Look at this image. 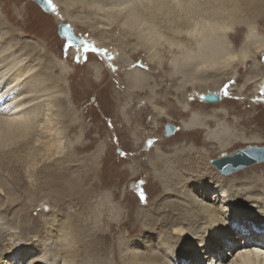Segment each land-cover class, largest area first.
<instances>
[{"label": "bare ground", "instance_id": "obj_1", "mask_svg": "<svg viewBox=\"0 0 264 264\" xmlns=\"http://www.w3.org/2000/svg\"><path fill=\"white\" fill-rule=\"evenodd\" d=\"M50 1L57 9L53 16L58 27L59 24L67 21L74 5L72 0H64L65 4L62 3L64 10L61 11V0ZM88 1L92 3L89 6L90 14L101 13L105 34L108 35L110 32L116 34V30L122 28L140 41L139 46L142 51L148 50L149 53L153 49L155 51V55H144L147 57L146 60L132 61L129 55L132 54L133 49L126 48V44L123 45L124 41L118 38L119 33L118 36L112 34L116 41L114 45L109 42L110 46H106L102 39L92 40V44L97 45L100 51L104 72L111 77L122 76L117 81L122 83L126 94L128 93L127 98L133 91L144 90L145 96L138 98L137 107L140 109L143 105H148L152 108V118L156 120V128L157 121L163 118V113L154 105H168L169 111L186 117L180 129H177L178 136L177 133L172 137L150 136L142 141V151L135 146V152L130 156L136 163L143 162L148 175H152L147 181L154 188L158 187L161 197H158L157 201L178 192L184 195L188 205L179 207L175 201L169 202L176 206L168 205L164 207V210L167 208L168 211L178 212V214L175 219L169 217L165 221L162 206L167 203L156 201L155 207L154 201H149V197L146 196L136 209L137 224L141 222V226L127 233L123 229L130 213L121 206H91L89 201V207L82 205L79 210V207L76 208L71 203L65 206L66 202L62 204L61 200L57 201L51 196L56 193L59 197L63 194H78L77 192L84 190L83 181H87L90 177V171L83 163L84 172L81 170L82 172L76 175L77 179L73 178L74 171L71 172L70 167L77 163V158L70 146L63 156L62 153L56 152L59 149L60 138L69 143L67 129L58 126L57 123V120L59 122L61 118H65L62 114L70 110L67 104L66 107L60 105V101L64 103L66 94L61 92L60 87L57 88L52 79L42 80L43 68H36L38 63H34L31 56L36 47L30 48L31 53H22L18 48L11 50V47L1 46L2 43H0V264H19L13 263L10 257L16 258L13 251L21 247L20 243L23 245L26 243V247L37 251L43 247L48 253L49 259L45 257L43 251L42 258L40 256L29 264H224L227 261L226 255L231 258L228 264H264V231L256 233L249 228L256 224L258 230L264 229V192L257 189L264 186V177H250L249 183L252 182L250 188H237L234 178L226 182L228 178L219 175L217 178L220 180L214 185L215 190L210 192L212 189L209 187L213 180H209L210 176L207 175V172L212 170L208 162L213 156L228 154L239 144L247 142L245 135L249 133V123L254 122L255 119L253 117L245 119L244 113L237 111L236 108L220 109L209 113L205 110V106L196 111L187 107L191 97L195 95L200 97L202 90L208 92L217 90L223 79L232 84L239 80L240 77L235 71L237 66L232 64L234 58L241 63V67L244 65L247 67L248 63H252L255 54L258 55L259 60L264 59V38L253 37L256 32H253L252 26L264 17V0ZM97 19L93 18V22L98 21ZM68 20L70 24L75 23L74 20ZM99 23V21L95 22L93 26L97 28ZM244 24L249 28V35L241 42L243 48L236 53L228 45V35L232 34L234 26L242 27ZM159 26L173 32L170 39H166V49L161 44L163 39L161 31L156 29ZM147 37L149 43H144ZM98 43L103 44V48ZM73 48L79 49H73L71 54L80 62H84L87 47L85 51L81 50V46H73ZM164 50L172 55L168 64L161 63L159 57L155 58L159 51ZM86 56L89 57V55ZM38 65V67L41 66ZM97 67L100 65H93L92 71L95 74L98 71ZM254 71L251 77L246 76L241 85L230 89V91H236L235 95L239 100L245 98L244 93L249 85H253L250 88H253L250 93L251 98L264 91V76H258L262 74L260 69ZM1 73L4 75L2 76ZM155 74L160 78H157ZM191 78L198 81L205 80L207 84L192 81ZM157 79L166 82L163 91H159L162 85L155 82ZM188 86L193 89L190 93L185 91ZM126 108V105L118 106L117 111L123 113ZM231 114L242 117L236 119ZM230 119L234 125L227 121ZM161 130L164 131L162 126ZM175 137L183 139V143L180 145L181 150L174 165L163 157L157 144L163 141L173 142ZM189 141L200 144L203 150L197 153L200 156L196 157V150L193 153L192 150L183 148ZM137 142H139L138 138L134 140V143L137 144ZM21 152L24 155H21ZM150 152H153L152 157H149ZM202 159L206 160L203 171ZM258 170L259 168H253L250 172L254 173ZM192 179H196L199 184L206 180L210 182L187 190L184 184L187 182L192 184ZM221 183L229 187L225 189ZM194 185L197 184L192 186ZM202 189L213 196L203 194ZM41 192L48 194L49 199L54 203L55 210L49 214L42 213L33 223H27L25 215L31 212L30 210L34 207L31 203L37 200L36 195ZM259 192L260 196L257 194ZM19 193L29 197L34 196V198L32 201L29 200L30 204H19ZM96 194V192H90L89 200ZM196 196L200 198L196 199ZM249 202H252V205H244ZM152 205L153 210L150 211ZM14 206L21 207L13 212V219L9 217V213ZM254 208L258 211L251 212ZM93 209L94 212H92ZM62 216L65 217L64 220H61ZM249 216L257 219L258 222L250 219ZM15 219L16 222L17 219L20 222L15 224ZM110 222L113 225H119V229L123 232L115 238L114 244L111 243L113 240L110 242L112 255H107L103 253L106 248L103 244H107L112 235L111 229L105 225ZM232 224L235 225V229L231 227ZM104 228L111 234L101 235L100 232L102 233ZM135 231L157 234L158 245H153L154 248L149 245V249L144 246L141 249L135 237L132 240L128 239L135 234ZM238 231L240 234L235 236ZM113 232L116 233V231ZM243 232L248 236L247 241H244ZM26 233L32 235L28 237ZM33 237L35 239H29ZM6 240L11 242L5 246L3 243ZM230 241H234L233 245L229 244ZM154 249L157 251H153ZM187 249L195 250V256L183 255ZM220 252H223L225 256H221ZM41 253L39 251L38 255ZM234 253H236L235 256ZM23 256L25 258V255ZM179 256L183 260L182 263L175 262Z\"/></svg>", "mask_w": 264, "mask_h": 264}, {"label": "rangeland", "instance_id": "obj_2", "mask_svg": "<svg viewBox=\"0 0 264 264\" xmlns=\"http://www.w3.org/2000/svg\"><path fill=\"white\" fill-rule=\"evenodd\" d=\"M47 1L50 2L53 8L51 14L44 13L38 7V5H36L31 0H0V41H1L0 43H2L1 46L5 45L7 47H11L10 48L11 50L14 48H18L19 50L22 51V53L25 52L31 53L30 48L36 47L37 49L34 52H32L31 56L33 57L34 63L37 62L38 64L41 65L40 67H38L39 65L37 64L36 68H43L42 71L44 73L43 75L41 74L42 80L50 81L52 79L53 83L57 86V88L60 87V89L62 90L61 92H64V94H66L64 98V103L60 101V105L66 107L67 104L70 110H67V113L65 112L64 115L62 114V117L65 116V118H61L59 122L57 120V123L59 124L58 126L67 129L68 132L67 139L69 143L65 142L60 138L59 146H58L59 149H57L56 152L60 154L62 153L63 156L66 153L68 147L70 146V148L73 150L74 155L77 158V163H75L73 166L70 167V171L71 172L74 171L73 178L77 177L76 176L77 173L83 171L82 170L83 163L86 165V169L90 171V177L87 181H83L82 188L84 190L82 192H77L78 194L75 195L63 194L61 197H59L58 193H56L51 196L56 198L57 201L61 200L60 202L62 204L66 202L65 206L71 203L76 208L79 207V210L82 208V205H85V207H89V201L91 206H96V205H109V206L116 205L117 207L121 206L125 211H129L130 213L128 215L129 219L127 220V223L123 231L127 233L128 232L131 233L136 227L141 226V222L138 225L137 224L138 219H136V209L138 208V204L141 203V201L147 196L149 197V201L150 200L154 201V206H155L158 197H161V195L158 192L159 190L158 187L156 186L154 188L152 184H150L147 181V179L152 177V175L150 176L148 175V170L146 166L143 164V162L136 163L135 161L132 160V156L130 155L134 154L135 146L137 147L136 149L141 150L143 143L142 141L146 138L147 139L150 138V136L152 137L157 135L160 137H167L165 136L164 131L161 130V126L162 129L164 130V126L166 124H172L175 128L174 134L177 133V129L178 128L180 129V127L182 126V121H184L186 117L181 116L177 112L169 111L168 105H164V104L154 105L159 107L163 113V118L157 121L158 127L156 128L155 127L156 120H153L152 118L153 116L152 108L148 105H143L140 108L141 109L140 110L137 107L138 98H143L145 96L144 90L133 91L130 93V97L127 98L126 96H128V93L126 94V90L123 88L122 83L117 81L120 78H122V76L119 75L117 77H111L104 72L103 59L102 57H100L101 55H100V51L98 50V46L93 45L92 40L96 41L102 39L106 43V46L109 45V42L110 44L114 45L116 43L114 36H118L117 34L119 33L118 38L120 39V41H124L123 45L125 46L126 44V48L133 49L132 54L129 55L132 58V61L136 59L146 60L147 57L145 56L154 54L155 53L154 49L151 50L150 53L147 52L148 50L142 51V49L139 46L140 41H138L134 35L133 37L130 36V33L124 31L122 28L116 30V34H114V32L113 33L110 32L108 35L105 34V32H103V18L102 15H100L101 13L100 14L89 13L90 10L89 6L92 3L90 4L88 0H72L74 6L69 14L70 16H68L67 18L70 20H74L75 23L70 24L68 22L69 20L67 19V21L63 22V24H68L71 27L73 34L83 39L84 44L86 46L83 45L84 47L81 48V50L85 51V48L87 47V50L85 51V61L80 62L75 56L71 54L72 51L79 48L74 49L73 47L69 46L58 35L57 32L58 27L56 24V20L54 19L57 9L50 0ZM60 2H61L60 9L62 11L64 10L63 4H65L64 3L65 1L61 0ZM93 18L95 19L98 18L97 20L100 22L98 25L99 28L93 26V23L98 22V21L93 22ZM252 26L254 27L253 32L254 33L256 32L255 36L253 37H257V38L261 37V39H263L264 17L261 21L252 24ZM156 29L161 31V35L163 36L164 39V42L163 39H161V44L163 48L166 49L167 46L166 39H170L173 32L169 31L166 27L162 28L159 26ZM248 29L249 28H247L245 24L242 27L234 26L232 28L233 30L231 32L232 34L231 35L229 34L228 35L229 39H227V42L229 43L228 45L232 47V51L238 53L243 48L241 42L242 40H244L246 36L249 35ZM148 39L149 38L147 37V39L144 40L143 42L146 43ZM101 43L98 44L103 48V44ZM147 43H149V41ZM22 48H24V50ZM159 52L158 53L160 55L157 53L156 54L157 56L155 58L159 57L161 63L168 64V62H170L172 59V55L167 53V51L165 50L163 52L162 51ZM86 55H89V57ZM259 62L260 65H258ZM232 64L237 66L235 71L236 73H238L240 77L239 80L235 82V84L226 82L225 79H223V82L221 81L219 83L217 90H212L209 92L207 90L204 91L202 90V94H200V97L198 95L191 97V99L189 100V105L187 106L188 109H192L193 111H196L200 107L205 106L204 107L205 110L209 113L220 109L227 110V109L236 108L237 111H241L244 113L246 117L245 119H247L248 117L249 118L253 117L255 119L254 122L249 123V128L250 130L252 129V132H250L249 130V133L245 135V139L247 141L246 143L239 144L238 147L231 150L228 154L221 156L215 155L212 157L213 160L212 159L209 160L208 163L210 169L212 170H209V172H207V175L210 176L208 178L209 180L210 179L213 180L211 186L209 187L212 189L210 190V192H213L215 190L214 185L217 184L218 181L220 180L218 179L219 175L228 178L226 182H230L232 181L231 179L234 178V180L236 181L237 188H250L251 187L250 184H252V182L249 183L250 177L253 178L255 177L259 178L260 176L264 177L263 175L264 162H258V164L256 163L253 165L252 164L248 165L246 166V168L233 172L229 175L220 173L215 166L211 165V161H216L223 157H229L234 153H236L237 151H241L249 147H257V148L259 147L264 149V91L258 93L256 97L251 98L250 93L252 92L253 88L252 89L250 88L253 85H249L244 93V95L246 96L243 100H239V98L236 97L235 95L236 91L234 90L230 91L231 88L233 87L235 88L241 85L245 80L246 76L251 77L252 71L256 69H260V72L262 73L261 75L260 74L258 75L259 77L264 76V59L259 60L258 55L255 54L254 60L252 61V63H248L247 67H245V65L241 67L240 65L241 63L237 60V58H234ZM93 65H100V67H97L98 71L96 74L93 73L92 71ZM1 75L3 76L4 73H1ZM155 75L157 76V78H160L157 74ZM191 80L192 81L194 80L195 82L198 83H203L204 85L207 84L205 80L198 81L192 78ZM155 82L160 83V85H162L160 86L159 91H163L164 84H166V82L165 83L164 81L161 82L159 79H157ZM190 88L191 87L189 86L186 88L185 90L186 93H190L193 91V89ZM209 93L217 94V96L220 98L219 101L215 103L203 102L202 100L203 94H209ZM61 95L63 96V94ZM171 97H173V95H171ZM117 105L119 107L126 105L127 108L123 113H118ZM59 114H61L60 109H59ZM231 116H234V118L236 117V119L237 118L241 119L242 117L236 114L235 115L231 114ZM227 121L231 125H234L231 123L232 121L231 119ZM157 129H159L158 132ZM178 134L179 132L176 135L178 136ZM173 135L169 137H172ZM176 137L173 142L170 141L168 143H165L163 141V143L160 142L157 144V146L160 148L159 151L161 152L163 157L169 163H172L174 165L178 160V154L179 151L181 150L180 145H182L183 143V139ZM136 138L139 139V142H137V144L134 143V140H136ZM189 143L184 144L185 146H183V148L185 149L187 148V150L190 149L192 150L191 152L193 153L196 150L195 152L196 154L200 151L201 152L203 151L199 146L200 144L195 143V141H189ZM20 154L22 155L23 153L21 152ZM152 155L153 152H150L149 157H152ZM142 156L145 157L143 153ZM198 156H200V154L196 155V157ZM84 160L86 162H84ZM202 161L203 162H201V169L203 171L205 170L204 166L206 160L202 159ZM253 168H259V170L254 173H251L250 171ZM244 175H246V177H244ZM209 180H206L204 183H209L210 182ZM191 183L192 184L188 183L187 185L184 184V187L187 188V190H190L191 187L196 188L198 185L204 184V183L199 184L196 179H192ZM193 184H197V185L192 186ZM221 185H224L223 187L225 189L229 187L227 184L225 185L221 183ZM257 189L261 190V192H264V186L258 187ZM92 191L96 192L97 194L93 199L89 200L88 194ZM202 193L208 194L209 197L213 196L212 194L205 193L203 189H202ZM191 194L195 195L194 192H191ZM257 194L259 196L261 195L260 192ZM119 195L121 197H119ZM18 197L20 198L19 204L21 203L30 204L29 200L32 201L34 198V196H30V197L28 195L25 196L24 193H19ZM36 197L37 200L32 201L31 203L32 205H34V207L30 210L31 212L28 211L29 212L27 213L28 215L27 214L25 215V219L27 220V223H31V222L33 223V221H35V219L37 220L39 215L42 213L49 214L53 212V210H55V208H53L54 203L53 201L51 202L47 193L41 192V194L36 195ZM198 198L200 197L196 196V199ZM162 199L163 200L157 202L167 203L166 205L162 206V209L165 212L163 215L165 221L169 217L175 219V216L178 214V212L173 213L171 211H168L167 208L164 210L165 206L168 205L176 206L177 204L179 207H185L186 205H188V202L184 197V195L181 193L178 194V192L169 194L168 196ZM174 201L176 204L173 203L169 204V202H174ZM209 203L211 204V202ZM244 205L250 206L252 205V202L246 203ZM14 207L9 213V217L13 219H14L13 212L18 211V208H20L21 206H16L15 208ZM150 208H151L150 211L153 210V205ZM254 209H252L251 212L258 211V209L255 210ZM92 212H94V209L92 210ZM96 214L97 212L95 213V216ZM249 218L255 219L250 216ZM64 219L65 217L62 216L61 220ZM104 220H106V218ZM19 222H20L19 219H17V222L15 219V224H18ZM255 222H258V220L255 219ZM92 223L94 225L93 219H92ZM105 225H107L106 226L107 228L111 229L112 235L110 236L108 243L103 244L106 247L105 252L103 253H106L107 255L108 254L112 255V244L116 242L115 238L120 236L123 231L119 229V225L118 226L113 225L112 222ZM259 225L261 226L262 224ZM231 227L235 229L234 224H232ZM168 228L169 227H167V229ZM249 228L252 229V231H256V233L257 232L261 233L264 231V229L261 230L262 228L258 230V228H256V224L251 225ZM249 228H247L248 231H250ZM16 230H14V232ZM104 230L106 229L104 228ZM104 230L102 233L100 232L101 235L108 236L109 234H111L110 231L107 230L104 231ZM113 231H116V233ZM137 231L134 232L135 234L128 237V239L132 240L133 237H135L139 245L138 247L142 249L144 246H146L149 249L150 248L149 245H152L151 246L152 248H154L153 245H158L157 239L159 237L156 236L157 234L154 235L153 232L148 234L143 232L136 233ZM239 234L240 232L238 231L236 232L235 236ZM26 235L30 237L32 234L26 233ZM242 236L243 238H245L244 241H247L248 236L244 232L242 233ZM154 238L156 240H154ZM7 239H9V237H7ZM11 239L13 238L11 237ZM29 239H35V238L33 237ZM7 241L8 240H6L3 243V245L6 246V244H9L11 242V241L7 242ZM244 241L242 242L244 243ZM233 242L230 241L229 244L233 245ZM25 244L26 243H24V245ZM20 245L21 247L19 246V248L13 251L14 252L13 254H15L14 256L16 257L14 259L16 261H13L14 259L12 258V256L10 257L13 263L18 262L19 264H27V263L29 264L30 262H33L40 256L42 258L43 251L45 252V257L49 259V257H47L48 253L44 250V248L42 247L40 250L39 247L41 246H39L38 248L40 253L41 252L42 253L41 255H38L39 251L28 248L26 247V245L24 246L23 243H20ZM135 248L137 249V247ZM155 250L157 251V249H154L153 251ZM195 250L187 249L185 251L187 253L185 254L184 252L183 255H188L190 257L195 256L194 254ZM220 253L222 254L221 256L224 255L223 252ZM106 254H104V256ZM23 255H25V258ZM235 255L236 253H234V256ZM183 258H185V256ZM226 258L227 261H225L224 264H228L231 260V258L228 255H226ZM181 259L179 256V259L177 257V260H175V262L177 261L178 263H182L183 260Z\"/></svg>", "mask_w": 264, "mask_h": 264}, {"label": "water", "instance_id": "obj_3", "mask_svg": "<svg viewBox=\"0 0 264 264\" xmlns=\"http://www.w3.org/2000/svg\"><path fill=\"white\" fill-rule=\"evenodd\" d=\"M41 8L45 13L51 14L52 5L47 0H32ZM58 35L62 38L69 46L83 48L86 46L82 38L75 36L72 32L71 27L68 24L58 25ZM82 44L84 45L82 47ZM217 94H206L202 97L205 102H217L219 101ZM165 136H171L174 134V126L172 124H166L164 126ZM229 157H223L220 160L211 161V165L215 166L220 173L229 175L233 172L239 171L248 165L256 162H264V149L257 147H249L241 151H237Z\"/></svg>", "mask_w": 264, "mask_h": 264}]
</instances>
